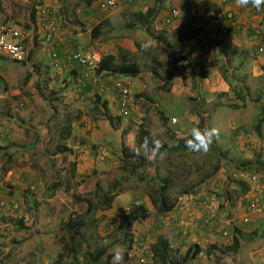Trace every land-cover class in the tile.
Segmentation results:
<instances>
[{"label":"rangeland","instance_id":"obj_1","mask_svg":"<svg viewBox=\"0 0 264 264\" xmlns=\"http://www.w3.org/2000/svg\"><path fill=\"white\" fill-rule=\"evenodd\" d=\"M39 1L0 0V22L11 20L22 31L24 43L30 51L23 62L0 56V201L5 202L4 210L0 208L2 264H51L55 261L65 246L71 247L73 243L65 223L74 213L86 210L87 205L79 203L78 198L87 196L86 192L96 187L97 180L107 187L113 176L121 175L120 168L125 165L122 143L134 152L139 148L143 153L145 146L137 141L145 129L150 132L151 142L158 140L161 146L171 148L175 140L170 130L182 135L198 127L202 117L201 112H196L198 109L205 117L203 126L218 129L219 134L214 138L220 149L228 152L227 165L215 177L202 183L197 193L181 196L186 198V208L190 209L186 210L184 204L179 208L178 214L183 212L184 221L179 224L177 220L174 224L169 222L174 219V211L163 215L162 219V215L158 216L148 195V190L156 183L149 179V175L144 179L140 177L155 173L153 165L148 163L145 165L147 167H140L123 179L122 186L126 189L116 196L109 209H99L83 217L86 225L78 229L80 252L83 256L87 250L99 245L112 246L111 251L120 250L123 253L120 264H141L143 246L139 239H144L143 245L151 246L159 235L164 234L170 239L174 258L181 260L182 264H264V222L260 234L253 237L255 229L264 221V211H258L245 221L246 203L243 196H237L242 190L239 182L251 184L252 188V174L264 178V169L259 168L263 167L260 162L264 164V132L258 135L255 131L261 110L264 109V51L258 48L260 38L251 36L244 28L247 22H264V5L258 10L251 3L240 6L237 0H221L226 7L225 13L231 11L238 20L246 22L242 27L250 38H245L230 50L225 39L216 38L205 45L204 53L210 52L214 67L212 75H207L210 78L208 84L205 78L200 77L205 67H196L195 78L200 84L198 90L193 87L195 84L189 74L192 63H188L190 67L181 65L180 74H189L191 94L186 100L177 102L175 109L161 103L163 85L167 86L171 79L173 82L179 71L172 60L175 55L174 43L192 26L206 24L204 18L194 20L192 24L194 15L188 10L197 1L160 0V9L166 14L173 7L179 8L180 13L172 22H166L161 16L149 31L132 29L129 24L124 27L123 20L116 22L118 18L115 25H102L100 36L117 31L124 37L130 36L126 42L135 39L139 42L137 45L130 42L136 50H126L130 58L140 63L141 72L128 76L132 82L133 105L129 116L123 117L119 113V95L113 86L116 78L97 76L93 70H87L84 77L80 73L84 67L81 68L80 64L75 66L70 58L76 44L66 42L65 48H62V58L57 59L64 61L66 58L65 62L52 65V44H44V40L36 42L32 34L36 23L32 22L31 17L38 19L41 12ZM147 2L151 7L158 3L157 0ZM212 2L205 1L206 10L215 8ZM61 4L59 10L63 23L59 33L63 31L62 34L67 37L66 29L71 34H76L75 29H78V34L87 30L84 35L86 42L80 45H94L103 53L105 49L99 48L98 37L91 36L88 29L107 13L110 18L115 17L111 14L115 8L102 11L98 1L87 4L86 0H72L70 4L64 0ZM72 6L76 7L74 11L71 10ZM87 9L92 10L93 15L80 16ZM203 16L207 17L208 14ZM126 17L129 21V16ZM76 20H81L83 24L79 22L76 26ZM117 49H122V46ZM155 59L162 64L158 65ZM223 65L227 66V71H223ZM155 70L161 74V78L155 74ZM172 73H175L173 78ZM218 81L225 84V90L214 88ZM207 95L210 96L208 100ZM98 96L100 102L97 104L95 98ZM103 102H108V105L105 106ZM232 103L242 106L229 107ZM159 108L164 112L166 122L161 118ZM108 115L112 120L108 119ZM172 116L178 117L176 123ZM68 132L70 136L64 139ZM247 143L251 146L248 147ZM60 146L68 149L59 151ZM189 153L186 164L192 167V158L197 161L198 169L192 168V174L184 184L200 182L199 171L202 170L203 157L205 159L207 156L203 152ZM174 156L175 163L186 165L180 156ZM150 158L155 159L154 156ZM158 162L160 173L165 174L169 164L164 151L159 154ZM242 163L247 164L249 169L243 170ZM238 164L240 166H236ZM125 168L129 171L130 167ZM9 170L12 171L10 177L7 174ZM261 190L264 191V183ZM225 191L232 194L228 200ZM251 192L253 198L254 193L260 194L253 190ZM74 193L80 194L79 197ZM205 194L210 198L208 202L203 197ZM13 202L19 203V210H13ZM137 209L149 214L147 218L132 224L133 242H122V232L118 230L124 222L121 223V218ZM192 209L197 215L191 213ZM196 210L203 215H198ZM212 211L217 212L216 218L209 225L200 227L199 222ZM228 219L233 220V226L227 225ZM16 222H23V226ZM226 226L228 235H224ZM235 229L245 232L239 251L220 253V247L232 244ZM194 244L202 248L200 253L184 262V256ZM66 252L64 264H74L72 253L69 254V249ZM146 257L148 264H161L151 255ZM79 264H86L83 257Z\"/></svg>","mask_w":264,"mask_h":264},{"label":"trees","instance_id":"obj_2","mask_svg":"<svg viewBox=\"0 0 264 264\" xmlns=\"http://www.w3.org/2000/svg\"><path fill=\"white\" fill-rule=\"evenodd\" d=\"M94 1L95 0H86L87 4H91ZM157 2L158 3L156 4L155 7L153 6V7L146 9V14L138 13V18H141L142 23L144 24L140 26L141 28L146 27V30L148 31L150 30L151 24L154 23V20L156 19L157 15H159L160 8L162 7L161 5L162 2L160 0H157ZM99 7H100V4H99ZM195 7L196 6L194 4H191L189 8V11H192L194 15L192 24L195 23L194 20H198L200 18H204L206 23H208V21H210L211 19H222V22H223L226 20V18H230L226 15V13L220 15V11L217 7L213 8L212 10H206V13L208 14L207 17L200 16ZM175 8L177 7H173L169 12H171ZM102 11H105V9H102ZM92 14H93L92 10H87L86 15L92 16ZM57 16L62 17L60 11H57ZM164 18L166 19L167 15H164ZM31 19L33 23H36V26H34V30H33L34 33H32L34 40L39 39L40 41L42 40L46 41L45 37H43L42 32H38L39 26L37 24L36 18L34 19V17L32 16ZM79 22L83 24L81 20H76V22L74 21V23L77 24L76 26L79 25ZM226 29L232 30V25ZM101 30H102V26L100 24H96L91 29V35L94 37H100ZM77 31L78 29H76V32ZM188 31L184 33L183 36H180L179 39L173 45L175 55L172 56L173 57L172 60L175 64H177L181 60L187 59V56L181 50L183 42L192 40L198 33H200L201 27L192 26V29ZM249 33L251 36H254V29L249 27ZM102 39L106 40L107 38L103 36ZM51 48L53 50L52 59L54 57L53 54L56 53V57H54V59L55 61H57V64H59L60 62L64 63L65 60L64 61L61 59H59V61L57 60L58 58H62V52H63L62 47H56V48L51 47ZM74 50L70 52L71 53L70 58ZM29 55H30V51H29ZM71 60L73 59L71 58ZM154 61H156L158 65L162 64L161 62H158L156 59ZM200 64L201 63L198 62L197 60L195 61V65H193L192 67L193 69L192 77L194 81L193 85L195 84L193 87L196 90L199 89L200 84L196 82L195 77L197 76V74L194 69L197 65H200ZM224 65H223V68H224L223 71L224 70L227 71V66H224ZM140 72H141L140 63L137 61V59L130 58V54H128L127 51L126 50L124 51L123 49H121L118 53H106V54L103 53V55L101 56V60L99 61V63L94 69V73L97 76L106 75V76H111L116 79L120 78L121 76L137 75ZM155 74L159 76L160 78L162 77L160 76L161 74L157 70H155ZM207 75H208V72L205 70H203V72L200 73L201 78L207 77ZM113 86H114V89L116 90L115 81H114ZM164 86L165 85H163V88L166 89L167 86L165 87ZM190 99L192 100L194 98L190 97ZM95 101L98 104L100 102V96L96 97ZM103 103L105 106L108 105V102H103ZM235 105H238L240 107L242 106L241 104L239 105L237 103H232L229 105V107H235ZM215 107L217 108V106ZM158 112L160 113V116L163 119V121L166 122L167 118L164 112L160 108L158 109ZM196 112L202 113L201 121L197 124L198 127L200 129H205V128L209 129L207 125L205 127L203 126L205 122V117L203 116V112L199 109L196 110ZM206 113L207 112H205V115ZM260 116L261 117L257 120L256 129H255L258 135H261L262 133V126L264 123V109L261 110ZM108 119L112 120V117L108 115ZM170 134L175 140L174 146H172L171 148L169 147L167 148V146L164 145V146H161L158 150H154L153 144L150 138V132L144 129L140 133L137 143L142 144L148 149V156H145L143 154L144 152L138 156L136 155L134 151L130 150L129 146L125 145L124 142L122 143V157H123V161L125 162V165L123 168H120L119 173L121 175L119 177L113 176L111 178L110 184L107 187H103V185H101L100 183V180H97L96 185H95L96 187H94L93 190L86 192L87 196H85L84 198H78L77 201L79 203H84L85 205H87V207H86V210H84V212L82 213H79V212L74 213V216H71L70 219L65 223V226L69 230L71 238L73 240L72 246L71 247L65 246V250L62 251L58 255L57 259L53 261L51 264H64L65 263L64 258L66 254L68 253L66 252V249L67 250L69 249V254L72 253L74 257L73 258L74 264H79L80 259L82 257L86 264H114L113 256L115 252L111 251L112 246L99 245L96 248L87 250L85 254H83L82 256L80 252L81 242L79 240L80 234L78 232V229H80L82 225H86V221L83 219V217L86 214H90L99 209L101 210L109 209L113 205V202L116 196L119 195L121 192L125 191L126 189L125 187L122 186L123 179H125L128 175L132 174L134 171H136L140 167L145 168L147 167L145 165L149 163V164H152L153 167L155 168V173L141 175L140 177L141 179H144V177L149 175L148 176L149 179L152 182L156 183L155 186L150 187V189L148 190V195L151 199L153 207L155 208L159 216V215H165L173 211L177 207L181 196L189 195L190 193H197L200 187L202 186V183L204 184L207 180H210L211 178L215 177L216 174L225 165H227L226 157H227L228 152L221 150L220 147L218 146V143L216 142V139L213 137V143L211 144L209 151L205 153L207 156L205 157V159L203 157V162L201 164L202 170L199 171L201 173L200 182L195 181V182H192L191 184H184L185 179H187L188 176L192 174V168L196 167L195 169L196 171L198 169L197 161H195L194 159L191 158V161H190L192 164V167L189 165V163L186 164L185 162L186 160H188L187 158L190 156V153H189L190 151H188V149L185 147V140L191 138V132H188L187 134L177 135L175 131L170 130ZM69 136H70V132L65 134L63 138L65 139V138H68ZM247 146L250 147L251 144L247 143ZM63 149L67 150L68 148L66 146L59 147V151H62ZM162 151H164V154H166V157H168V164H169L165 168V171H166L165 174L160 173L161 166H160V163L158 162V156L160 153H162ZM197 153L199 152H193V154H197ZM174 155L180 156V158L183 161V164L185 163L186 165H181L179 164V162L175 163ZM150 156L155 157L154 161L150 158ZM257 161H255V163ZM260 163L261 165H263V167L260 166L259 168L264 169V164L262 162ZM125 166L130 167L129 171H126ZM236 166H240V164ZM241 167L243 170L249 169L248 168L249 166L245 163H242ZM257 177L260 180V183H264V178L262 176L257 175ZM239 183H241L240 185H242V190H240L237 196H243V201L246 203V208H247L246 209L247 217L251 218L254 214H257L258 210L249 211L248 207L253 202H257V204H259L260 206L261 205L263 206L264 205V191L261 192L262 190L260 191L255 190L254 182L252 184V188H251V184L248 185L246 182H239ZM252 190L259 192L260 194L257 195L254 193L255 198H253V196H250V194L252 193L251 192ZM74 194H76L75 196H78V197L80 195L77 193H74ZM224 194L227 200L232 197V194L230 191H225ZM140 210L141 209H137L134 211V213H129L128 215L122 216L121 223L123 221L124 222L120 224V226L118 227V230L122 232V236H123L122 242H126V240L133 242L132 237H131L133 234L132 224L137 220H142V219L147 218L149 213H147L144 210H141V211ZM258 213H262V212L260 211ZM20 222H16V223L17 224L19 223L21 224V226H23V222L22 223ZM263 222L264 221H262L261 224H259V227L255 229L253 233V237H257L260 234L261 225L263 224ZM234 231L235 232H234L232 244L229 246H226L225 248L220 247L219 249L220 253L221 252L226 253L228 251H233L237 253L239 251L241 244H242V240L245 237L244 236L245 232L240 229H235ZM129 246L131 247V244H129ZM213 247H216V245L213 244ZM201 249L202 248L198 244H194L193 246H191L183 258L184 262L188 261L189 258L196 257L200 253ZM172 250L173 248L171 246L170 239L167 235H164V234L159 235L157 240H155V242L151 244V256L155 258L154 260L156 261L159 260V263L161 264H182L181 260L174 258L172 254ZM147 261L142 262L141 264H148ZM0 264H2L1 259H0Z\"/></svg>","mask_w":264,"mask_h":264},{"label":"crops","instance_id":"obj_3","mask_svg":"<svg viewBox=\"0 0 264 264\" xmlns=\"http://www.w3.org/2000/svg\"><path fill=\"white\" fill-rule=\"evenodd\" d=\"M63 1L64 0H62V2ZM71 1L72 0H68V4H70ZM95 1H98V0H95ZM196 1H197V4H195V6H196L195 8L198 11V14L201 16L205 15L206 8L204 7V3L206 0H196ZM39 2L41 3L40 8L42 6H51L53 8H56L58 11H60L59 8L62 6V4H61L62 2H60V0H40ZM211 2H212V0H211ZM212 5H214L215 7H217L219 9L220 15L225 13L226 7L224 6L223 3H221V0H214V3L212 2ZM80 7H77V9H79ZM150 7L151 6L147 2V0H124L115 8L114 11L111 12V14L115 16V17H113L114 18L113 21H112L113 18H110L111 16L109 15V13H107L106 16L97 20L96 24H100L101 26L102 25L106 26V25H111L114 23L113 25H115L116 22H120L123 20L124 27L129 24V27L132 29H138V31L141 29L146 30V27H144V28L140 27L144 24L142 23V19L138 18V13L146 14V9H148ZM75 9H76L75 6L71 7L72 11H74ZM81 14H83V15H81ZM81 14H80V16L85 17V14H87V12L84 10ZM165 14H166V12L160 9L159 15H157L156 19L154 20L155 24L158 21V19L161 16H164ZM127 15L129 16V18H128L129 21H127V17H126ZM39 18H40V15H39L38 19L36 18L37 24H38ZM116 18H118V21H116ZM223 22H230L232 25H234L233 31L226 33L224 30H222V25H224ZM223 22H222V19H211L210 21H208V23H206L204 25L201 24L200 33H198L192 40L184 41L185 44L182 45L181 50L187 56V59L181 60L177 64H175V68L179 71H177L178 73H176V76L174 78H173V76L175 75V73L171 74V76H172L171 78H173V82L171 79V82L167 85L166 89L163 88L164 93L162 94L163 99L161 102L163 104V106H165L169 109H172V108L175 109L177 102H181L182 100H186L187 97H189V95L191 94V82L189 81V74H190V77H192V70H193L192 67H193V65H195V61L198 60V62L201 63L200 65H197L196 67L200 66L201 69H202V67H205V69H203V70H205L207 72H208V70L210 71V72H208L209 77H210V75H212V72H213L212 69L214 66L212 65V61L210 59V52L208 54L204 53V46L205 45H208L212 40H214L216 38L217 39H225L227 41V44H228L227 48L230 50V49L234 48V45H240L241 42H243L245 40V38L248 39L249 36L247 37V35H246V33H244V29L242 27V25L246 23L245 21L238 20V18H236L234 20H225ZM62 23L63 22H61V20H60L59 25L62 26L61 25ZM153 25H154V23H153ZM92 28L93 27H90L88 29L90 31V34H91ZM38 32H41L39 27H38ZM62 32L63 31H61V33H58V35H56L54 41H52L51 43L45 41L46 43H44V44H48V45L52 44L51 47H53V48H56V47L65 48L66 45H64V44L68 41H71L73 43V45L76 44L75 46L72 45L73 50L78 49V48H84L85 46H88V44L87 45H85V44L80 45V44L86 42L85 36H86L87 30H83V33L78 34L76 32V29H75L74 33H76V34H71V33H68L69 31L66 29L65 33L67 35H69L67 37H65V35L62 34ZM239 32H242V33L240 34ZM32 33H34V32L32 31ZM103 36L107 39L106 40L102 39ZM135 36H136V34H135ZM129 37L130 36L124 37L123 34L118 33L117 31H115V32L113 31L112 33H110L108 35H102V36L98 37L99 44L100 45L105 44L103 47L100 46L99 44L98 45H99V48L105 49L106 52L104 51L103 52L104 54H106V53H118L121 49L119 50L117 48H120L121 46H122V49L124 51L127 49L129 51L130 50L134 51V50H136V48H133L131 46L130 42L135 44V45H137L139 42L137 39L130 41V42H126L127 39L129 40ZM38 40L39 39H37L36 42ZM219 41H222V40H219ZM128 44H130V46ZM65 51H67V50H65ZM64 60H65V58H64ZM188 63H190V64L192 63L191 69H189V74L187 72L185 74H180L182 72V71H180L181 65H187L190 67V65ZM74 65L80 66L79 63H77V62H74ZM80 67L82 68V66H80ZM196 67L194 69L195 72L198 71ZM80 73H82V72H80ZM218 73H219V70H218ZM209 77L208 76L204 77L205 83H207V84H208V81L210 80ZM219 82L220 81H218V83H216L217 85H215L214 88L220 87V88L225 90L226 89L225 84H222ZM206 97H207V100H208V98H210V96H208V95ZM172 118H176V120H177L178 117L172 116ZM263 132H264V129L262 126V133ZM203 197L207 198V199H205L206 202H208V200L210 199V198H208V194H205ZM210 197H212V196H210ZM185 199L186 198L180 199L181 201H179L177 207L173 210L175 213L174 219H173V221L172 220L169 221V222H173L172 224H174V222L176 220H177V224H179L180 221H184V219H183L184 216L182 215L183 212L181 211L178 214V211H179V208L183 207L182 204H184L185 208H186L187 202ZM201 199H203V198H201ZM187 209L190 210L189 208H186V210ZM193 210H195V209H192L191 213H195V211H193ZM171 213L172 212H170L169 214H171ZM198 215L202 216L203 214L200 213V211H199ZM160 217L162 219L163 215ZM162 223H163V221H162ZM174 241H176V240L174 239Z\"/></svg>","mask_w":264,"mask_h":264},{"label":"built area","instance_id":"obj_4","mask_svg":"<svg viewBox=\"0 0 264 264\" xmlns=\"http://www.w3.org/2000/svg\"><path fill=\"white\" fill-rule=\"evenodd\" d=\"M122 0H99L100 7L105 10H109L111 8L116 7ZM227 1V0H224ZM40 18L38 20L39 29L45 37L47 42L54 41L56 35L60 32V25L59 21L61 17L57 16V9L51 6H42L40 8ZM179 15V9L175 8L167 15L165 19L166 22H172V19ZM232 17L233 15L230 14ZM254 29V35L260 38V42H258V48L261 51H264L263 40H264V25H252ZM25 36L23 35L22 31L11 22V20H6L0 22V56H8L13 60L22 62L25 61L29 57V51L27 46L24 43ZM103 53L96 48L94 45H88L84 48H78L72 52L71 58L74 62L79 63L84 67L82 71V75L84 77L87 70H93L101 60V56ZM56 57V53L53 54ZM53 57V59H54ZM53 66H57V61L52 62ZM115 87L117 93L119 95V113L123 117H127L130 114V109L132 107V82L127 77L117 78L115 80ZM105 89V88H104ZM173 121H176L174 119ZM8 177L12 175V171H8ZM252 181L254 182L255 190H261L260 180L258 179L256 174L252 175ZM4 201H0V208L3 207L4 210ZM19 203L13 202L12 208L14 211L19 210ZM247 209V208H246ZM249 211H264V205L260 206L257 202H253L248 207ZM247 211V210H246ZM216 212V211H215ZM212 211L209 215L206 216L205 220L199 222L200 227H204L205 225H209L211 220L216 218L217 212L215 213ZM28 219L27 217L25 218ZM197 220V218H196ZM195 220V221H196ZM244 220L247 221L249 218L247 217V213H245ZM228 226H233V220H227ZM228 228L226 226L224 230V235H228ZM141 245L143 246V257L141 260L142 262H146V256L151 255V246H146L144 244V239H139Z\"/></svg>","mask_w":264,"mask_h":264},{"label":"clouds","instance_id":"obj_5","mask_svg":"<svg viewBox=\"0 0 264 264\" xmlns=\"http://www.w3.org/2000/svg\"><path fill=\"white\" fill-rule=\"evenodd\" d=\"M98 2H99V0H98ZM223 2H224V0H223ZM237 3L240 6H247V5H249L251 3L255 8H257L259 10L261 8V6L264 5V0H237ZM116 7H114V8H116ZM179 13H180V10H179ZM168 14H169V12L167 14H165V15H168ZM230 14L232 15L231 11L226 13V15L228 17H230L229 20L236 19V16L233 15L231 17ZM231 25L232 24L230 22H225L224 25H222V30H224L226 33H229L230 31H233L234 25H232V30L231 29H226V28L230 27ZM252 25H260L261 26V25H264V22H262V23L258 22L256 24H254L253 22H247L246 26L244 25V28L246 30H248V32H249V27L253 28ZM253 37L259 39V37L255 36V35ZM258 42H260V39L257 41V43ZM122 77L129 78L128 76H122ZM174 119H176V118H173V120ZM176 121H174V122H176ZM218 134H219V132H218V129H216V128L200 129L199 127H193L192 131H191V138L185 140V147L188 150L192 151V152L207 153L209 151V148H210L211 144L213 143V137L214 136H218ZM152 144H153V149L154 150H158L161 147V144H160V142L158 140L152 141ZM135 153H136V155L139 156V155H141V150L138 148V149L135 150ZM143 154L145 156H148V149L146 147L144 148V153ZM113 260L115 261V264H120V262L123 260V253L120 250H116L115 253H114V256H113Z\"/></svg>","mask_w":264,"mask_h":264}]
</instances>
